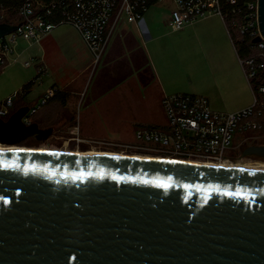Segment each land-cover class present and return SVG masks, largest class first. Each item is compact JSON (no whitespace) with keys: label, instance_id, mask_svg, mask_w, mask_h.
<instances>
[{"label":"water","instance_id":"1","mask_svg":"<svg viewBox=\"0 0 264 264\" xmlns=\"http://www.w3.org/2000/svg\"><path fill=\"white\" fill-rule=\"evenodd\" d=\"M28 109L0 116V143L52 134L22 120ZM0 264H264V169L0 148Z\"/></svg>","mask_w":264,"mask_h":264},{"label":"rangeland","instance_id":"2","mask_svg":"<svg viewBox=\"0 0 264 264\" xmlns=\"http://www.w3.org/2000/svg\"><path fill=\"white\" fill-rule=\"evenodd\" d=\"M0 13L4 19L17 16V13L12 14L7 10ZM167 18L168 5L154 3L144 13L148 39L142 36L137 24L126 23L121 27L118 24L107 46L130 44V39L133 44H147L145 51L149 69L161 87L165 88V83V91L169 92L166 94L191 93L204 96L212 103L213 109L224 112L236 110L232 106L243 99L248 98L252 102L249 82L218 15H209L178 30L171 28ZM11 35L7 34L6 37ZM72 36V29L64 23L53 28L39 41L30 42L17 37L16 44H12V52H8L7 59L0 64V99L12 96L16 103L10 106V113L20 103H38L45 97L47 90L54 89L52 84H60L73 76L78 63L72 62L74 52L69 46H60L69 44L67 39ZM105 52L95 68L89 66L65 87V105L49 99L50 96L45 97L44 104L38 108L35 116H40L48 123H56L55 136L52 134L39 142L30 138L17 144L4 145L141 154L136 151L138 149L116 142L132 140L137 123H164L162 96L158 100L156 95L145 97L136 81L130 83L131 87L128 88L125 84L119 86L121 82L114 76V68L118 66L103 63ZM40 56L46 57L45 65L48 69L45 73L42 65L37 69L34 65L40 63ZM118 58L121 60L119 63L122 62L121 70L132 69L127 53ZM25 61L31 65L25 66ZM32 79L33 86L25 97L21 94V85ZM112 86L115 87L109 89ZM14 87L17 89L15 93L10 90ZM69 116H72L70 120ZM73 130L82 140L77 142L69 139V136H73ZM260 162L264 163V157L247 156L240 163L253 165Z\"/></svg>","mask_w":264,"mask_h":264},{"label":"built area","instance_id":"3","mask_svg":"<svg viewBox=\"0 0 264 264\" xmlns=\"http://www.w3.org/2000/svg\"><path fill=\"white\" fill-rule=\"evenodd\" d=\"M18 22L12 32L0 36V63L12 52L17 37L39 41L60 24L69 23L79 33L91 54L90 67H96L119 24L135 23L142 34L147 31L144 13L154 3L168 5V24L178 30L209 15H218L225 24L231 42L244 41L250 52L238 59L252 90V102L242 108L224 112L213 109L208 98L191 93L164 94L161 105L165 122L138 123L133 139L117 144L138 149L141 154L177 160L222 165L242 162V150L250 144H264V83L253 87L251 80L264 70V38L258 27L257 0H18ZM224 5L229 10H224ZM7 10L0 6V11ZM12 34L11 37H6ZM257 36L260 40L253 41ZM250 43V44H249ZM234 45V44H233ZM31 63L25 61L24 65ZM54 94L46 91L45 97ZM15 95V94H14ZM29 105L22 120L29 124L34 113L44 104ZM13 97L0 102V116L10 114ZM74 128V127H73ZM70 140H82L78 134ZM250 157V156H249Z\"/></svg>","mask_w":264,"mask_h":264},{"label":"crops","instance_id":"4","mask_svg":"<svg viewBox=\"0 0 264 264\" xmlns=\"http://www.w3.org/2000/svg\"><path fill=\"white\" fill-rule=\"evenodd\" d=\"M66 25H68L70 27V29H72L73 36L70 39L69 38L67 39L69 41V44H60V46H62V47L69 46L71 48V51L73 50V52H74L73 53L74 56H72V58H73L72 62L73 63L78 62V63L76 64L77 67H76L75 71L73 72L74 73L73 76L69 80L67 79L65 81H62L60 84L54 83L51 85L52 87L54 86V88H57L58 90H65L66 89L65 87H67L72 82H74L77 79V77L82 72H84V70L89 68L90 61H91V54H90L88 48L86 47L85 43L83 42L82 38L80 37L79 33L77 32V30L69 23H66ZM145 26H146V24H145ZM46 35H44V36H46ZM142 36H144L145 39H148V37H149L148 28H147V31H145V33L142 34ZM129 43L130 44H112L111 47H110V45H109V47L108 46L106 47L107 48V49H105L106 52L104 51L105 55H104L103 63L118 66V67L114 68V70H115L114 76L118 79L119 82H121L119 84V86H122L123 84H125V87L128 88V87H131L130 83H134V81H136V82H138V86L143 91L145 97L156 95L157 100L159 99L160 95L162 96L166 93H169V92L165 91V88L167 89V86L165 85V83L163 82L165 88H163V86L161 87L159 80L155 76H152L153 74L151 73V71L149 69L148 57H147V54L145 51V49H147V44H143L142 45L143 47H142L141 44H133L131 39H130ZM233 47H234V45H233ZM235 52H236V50H235ZM125 53H127V56L129 57L128 60L130 61V64L133 66L131 70H126V69L121 70L120 69L122 67V65H121L122 62H121V64L119 63V61H121V60H119L118 57H122ZM236 55L238 57L237 53H236ZM38 59L40 60V63L36 62L34 65H35L36 69H37V67H41V65H42V69L45 73V71L48 69V67H46V65H45L46 64L45 63L46 57L40 56ZM139 61H141V62L139 63ZM114 76H112V77H114ZM32 86H33V84L31 85L29 90L26 93H24L25 97H27L29 95ZM113 87H115V86H112L109 89H112ZM10 90L13 91L14 93L17 92V89L15 87L10 89ZM141 98H143V97H141ZM1 100L2 99H0V102H1ZM13 102L15 103L14 99H13ZM250 103L251 102H249V99L246 98V99H243L240 102L236 103L232 107L234 109H239V108H242V107H244ZM210 105L212 107L211 102H210Z\"/></svg>","mask_w":264,"mask_h":264},{"label":"trees","instance_id":"5","mask_svg":"<svg viewBox=\"0 0 264 264\" xmlns=\"http://www.w3.org/2000/svg\"><path fill=\"white\" fill-rule=\"evenodd\" d=\"M18 4H19L18 0H0V6L6 7L7 11L11 12L12 14H16ZM228 7L229 6L224 5V10L225 11L229 10L230 8H228ZM5 21L18 22L19 18H18V16H16V18H6ZM233 44H234V48L236 50V53L238 54V57L250 52L249 46H247V43L245 44L244 41L237 40V41L233 42ZM0 71H1V69H0ZM33 83H34L33 79L24 83L21 86V94L25 95L24 93H26L29 90V88L31 87V85ZM251 83H252L253 87H255L259 83H264V70H259L257 76L251 80ZM54 89H55L54 94L49 99L54 100V101L57 100L58 102L61 103L62 106L65 105L67 92L65 90H58L57 88H54ZM22 104H25V102L20 103L19 105L16 106V108ZM37 111L34 113V115H33L34 117H35V114L37 113ZM4 118H7V117L4 116ZM71 118H72V116H69L68 119L70 120ZM32 139L37 141L35 138H32ZM25 140H28V139H25ZM249 156L252 158H260L259 156H256V155H249Z\"/></svg>","mask_w":264,"mask_h":264},{"label":"bare ground","instance_id":"6","mask_svg":"<svg viewBox=\"0 0 264 264\" xmlns=\"http://www.w3.org/2000/svg\"><path fill=\"white\" fill-rule=\"evenodd\" d=\"M10 148V149H20V150H25V149H35V150H41V151H47V150H55V149H47V148H43V147H25V146H17V145H12V146H6V145H2V143H0V148ZM55 151H65V152H77L78 150H55ZM88 152H105V151H88ZM108 153V152H107ZM134 156H139V155H144V154H132ZM150 156V155H147ZM159 157V156H156ZM163 158V157H161ZM262 163V162H260ZM260 163H255V164H241L240 162L238 163H234V162H225L222 163V165H226V166H236V167H249V168H263L264 169V163L260 164Z\"/></svg>","mask_w":264,"mask_h":264},{"label":"flooded vegetation","instance_id":"7","mask_svg":"<svg viewBox=\"0 0 264 264\" xmlns=\"http://www.w3.org/2000/svg\"><path fill=\"white\" fill-rule=\"evenodd\" d=\"M14 104H16V103H14ZM19 107V106H18ZM31 122H37L38 123V125H39V127H41V128H45V127H53V132H52V134L55 136V127H56V123H54V122H52V123H48L49 121H43L42 120V118L40 117V116H33V119H32V121ZM51 134V135H52ZM51 135H49L46 139H48ZM32 139V138H35L34 136H29V137H27L26 139ZM37 141H44V140H46V139H37V138H35ZM3 144V143H2ZM4 145V144H3ZM7 146V145H6ZM8 146H11V145H8Z\"/></svg>","mask_w":264,"mask_h":264},{"label":"snow or ice","instance_id":"8","mask_svg":"<svg viewBox=\"0 0 264 264\" xmlns=\"http://www.w3.org/2000/svg\"><path fill=\"white\" fill-rule=\"evenodd\" d=\"M164 187H167L168 185H163Z\"/></svg>","mask_w":264,"mask_h":264}]
</instances>
